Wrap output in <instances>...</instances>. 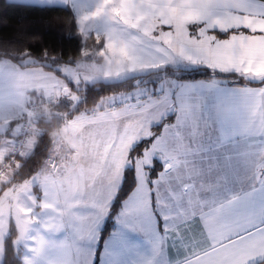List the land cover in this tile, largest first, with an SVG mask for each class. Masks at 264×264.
I'll use <instances>...</instances> for the list:
<instances>
[{"label": "rangeland", "instance_id": "rangeland-1", "mask_svg": "<svg viewBox=\"0 0 264 264\" xmlns=\"http://www.w3.org/2000/svg\"><path fill=\"white\" fill-rule=\"evenodd\" d=\"M110 9L74 8L81 39L84 42L92 39L93 44L82 48V55L74 64L58 65L64 77L55 80L58 85L64 82V86L56 90V97L52 94L46 97L37 87L36 96H32L34 109L30 111L29 107L26 112L36 117L41 105L51 106L47 103L49 99L53 102L66 99L75 104L83 98L77 88L95 81L140 76L141 85L133 90L142 95L129 97L133 90L120 92L127 94L126 97L102 95L87 113L109 107L119 109L98 115L92 112L90 118L81 112L74 116L76 121L69 119L59 124L49 134V159L45 164L27 178L3 189L0 220L8 218L16 227L14 244L20 252L21 264H92L91 250L97 244L99 229L108 218L111 201L128 167L134 170L135 184L130 192L137 201L144 196L148 199L152 194L151 185L159 165L154 163L155 158L163 160L169 156L176 162L172 168L175 175L171 178L175 186L190 180L191 186L198 184L199 190L207 191L215 182L205 177L215 174L219 152H229L230 158L237 160L229 165L240 170L236 188L226 191L247 189L263 176L261 149L258 152L254 147L255 153L251 154L241 144L236 148L215 145L217 136L211 100L207 92L181 89L184 80L177 77L182 69L190 67L176 66L168 54L170 32L126 23ZM116 48H120L119 51ZM30 77L32 84L39 83L38 75L31 73ZM136 99L142 101L133 105ZM125 101L131 104L123 103ZM53 110L54 107H50V111ZM169 116L172 120L168 122ZM7 121H0L2 149L11 140L8 135H13L19 120L15 118L12 124ZM41 129L31 121V142ZM145 140L146 146L141 149L136 146ZM131 149L135 152L132 157L129 156ZM250 149L248 147V151ZM51 159L56 160L57 170L49 167ZM161 167L165 170V165ZM259 175L261 178H256ZM8 178L6 176L4 181ZM217 185L230 187L227 183ZM209 197L205 195L196 203L195 212L210 205L206 200ZM52 203L61 205L60 212L55 213L49 207ZM112 220L104 248L115 247L109 248L116 252L113 264H124L130 256L128 248L134 235L140 237L152 232L153 217L145 209L117 210ZM129 225L134 226L127 228ZM39 228L42 235L35 233ZM139 257L138 253L135 264L140 263ZM130 264H134L133 261Z\"/></svg>", "mask_w": 264, "mask_h": 264}, {"label": "crops", "instance_id": "crops-1", "mask_svg": "<svg viewBox=\"0 0 264 264\" xmlns=\"http://www.w3.org/2000/svg\"><path fill=\"white\" fill-rule=\"evenodd\" d=\"M9 1L37 5L67 4L73 11L77 7L92 11L113 8L112 13L126 23L169 31L171 40L168 54L174 64L177 63L176 66L194 68L206 65L224 71H236L241 74L243 81L257 82L264 76V0ZM229 30L232 31L230 35L223 38L218 36L217 32ZM31 73L39 76L38 84L31 83ZM57 77L62 79L64 75L39 67H21L8 59H0V121L8 120V124H12L15 118L20 121L34 103L35 98L32 100V96H36L37 87L46 97L51 94L55 96L56 90H62L64 86V82L58 85L55 80ZM182 88L187 92L199 90L209 95L215 114L217 147L230 145L236 148L241 144L251 154L255 153L254 147L258 148V152L262 150L264 156V82L261 85H249L230 84L214 78L196 79L184 80ZM139 93L141 96V92L133 90L129 97H140L137 96ZM126 95L117 93L112 96L119 98ZM39 109L38 115L44 118L51 112L50 107L44 105ZM118 109L109 107L92 112L98 115ZM92 112L87 113L88 118ZM200 114H203V110ZM171 120L172 116H169L166 121ZM70 121H76V117ZM15 132L8 136L12 139ZM10 142L3 149L0 145V162ZM29 144L21 151V156L29 153L32 142ZM248 147L251 148L249 151ZM217 156L219 160L215 174L205 177L216 184L211 186L206 182L210 184L207 191L204 187V190H199L198 184L191 186L190 180L175 186L171 182L175 175L172 168L176 166L173 158L166 156L163 160L154 159L156 166L159 165L154 173L150 197L145 199L144 196L137 201L133 200L130 192L118 209L130 212L145 209L153 217L152 232L140 237L134 235L128 248L130 256L124 264L132 261L135 264L138 253L139 264H264V172L262 178L260 175L256 177L261 180H255L247 189L233 191L240 170L229 163L237 160L231 159L229 152H219ZM166 164L168 168L161 170V165L164 167ZM184 175L187 177L185 171ZM224 183L230 184V187L219 188L217 185ZM228 188L233 189L226 191ZM205 195L210 196L206 199L210 205L195 212L194 206ZM52 204L49 207L55 213L60 212L61 205ZM9 222L8 218L0 220V263ZM36 232L42 235L41 228ZM108 236L102 242L98 264H113L115 259L116 252L109 251V248L115 247L104 248ZM94 249L91 250L90 259L94 258Z\"/></svg>", "mask_w": 264, "mask_h": 264}, {"label": "trees", "instance_id": "trees-1", "mask_svg": "<svg viewBox=\"0 0 264 264\" xmlns=\"http://www.w3.org/2000/svg\"><path fill=\"white\" fill-rule=\"evenodd\" d=\"M217 33L219 37L223 38L230 35L232 31ZM91 43L93 44L92 39L85 42L81 39L76 15L67 4L37 5L0 0V59H8L21 67H39L60 75L58 65L61 63L74 64L80 59L82 48L91 47ZM241 77V74L236 71H224L202 65L182 69L177 78L180 80L214 78L222 79L230 84L249 85H261L264 82V78L253 82L243 81ZM139 79L140 76H130L110 82L86 83L77 88L78 92L83 95L79 102L73 104L70 100L59 99V101L51 103L50 107H54V110L49 113L48 117L44 118L42 115H38L32 118V122L42 127L41 132L36 135L32 142L31 147L34 145L32 151L26 152L22 156L19 155L18 163L10 166L11 168L6 175L9 178L6 181H4L5 178L0 180V194L6 186L27 178L45 164L49 156V134L53 133L59 124L71 119L78 113H87L92 110L102 95L112 96L137 88L142 82ZM146 145L147 140L136 146H140L141 149ZM134 153V150L131 149L129 156L132 157ZM134 184V170L132 167H128L124 171L116 194L111 201L108 218L99 229L92 264H98L99 251L104 238L111 230L113 214L117 212ZM15 231L16 227L9 223L8 233L3 240V255L0 264H21L20 252L17 251L14 244ZM257 264H262V262Z\"/></svg>", "mask_w": 264, "mask_h": 264}, {"label": "built area", "instance_id": "built-area-1", "mask_svg": "<svg viewBox=\"0 0 264 264\" xmlns=\"http://www.w3.org/2000/svg\"><path fill=\"white\" fill-rule=\"evenodd\" d=\"M53 100L49 99V102L47 100V103H52ZM127 103L128 102H123ZM34 104H31L30 111L34 109ZM29 111V112H30ZM27 113L24 118H22L19 123L17 130L15 132L14 137L12 138L10 144H9V152L7 153L4 160L0 162V180L5 178L8 171L10 170V166L15 165L19 161V155L23 149L28 147L30 142V136H29V130L31 126L32 118L35 117L34 113ZM49 167H51L53 170H57L58 164L55 159H51L49 161Z\"/></svg>", "mask_w": 264, "mask_h": 264}, {"label": "water", "instance_id": "water-1", "mask_svg": "<svg viewBox=\"0 0 264 264\" xmlns=\"http://www.w3.org/2000/svg\"><path fill=\"white\" fill-rule=\"evenodd\" d=\"M33 147H34V145L32 146V148H31V150L29 151V153L32 151ZM167 168H168V165L166 164V165H165V169H167Z\"/></svg>", "mask_w": 264, "mask_h": 264}]
</instances>
